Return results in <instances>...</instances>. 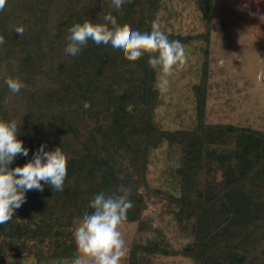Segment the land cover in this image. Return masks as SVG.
Segmentation results:
<instances>
[{
	"label": "trees",
	"instance_id": "trees-1",
	"mask_svg": "<svg viewBox=\"0 0 264 264\" xmlns=\"http://www.w3.org/2000/svg\"><path fill=\"white\" fill-rule=\"evenodd\" d=\"M199 3L209 19L212 0ZM160 6L161 0H131L117 17L110 0H5L0 117L20 123L18 138L29 148L28 156L18 155L10 167L26 163L43 143L64 150L67 175L62 190L45 185L28 191L14 216L0 225V235L31 234L49 257L77 256L73 237L63 238L64 228L93 211L89 201L95 193L111 194L120 185L131 188L132 207L124 221L140 220L152 196L161 193L147 180L150 153L168 142L183 153L175 170L179 194L166 193L178 205L177 220L192 241L179 250L154 241L132 245L128 264H145L147 255L157 253H180L197 264H264V130L205 122L208 58L194 85L196 127L169 130L154 118L159 71L148 59L155 53L128 60L97 49L91 40L76 56L64 51L74 23L103 24L110 18L117 31L150 32ZM166 34L182 44L195 38ZM8 77L23 82L18 93L4 83ZM2 253L0 248V258Z\"/></svg>",
	"mask_w": 264,
	"mask_h": 264
},
{
	"label": "rangeland",
	"instance_id": "rangeland-1",
	"mask_svg": "<svg viewBox=\"0 0 264 264\" xmlns=\"http://www.w3.org/2000/svg\"><path fill=\"white\" fill-rule=\"evenodd\" d=\"M199 1L204 0H161L156 16L160 30L195 38L182 44L186 58L172 67L168 85L159 92L155 122L169 130L196 127L199 120L194 85L200 82L208 58L205 122L264 130V0H212L209 19L202 14ZM164 75L159 71L156 80ZM182 153V148L168 142L152 149L147 180L161 193L152 196L140 220L119 225L126 240L121 264H128L135 244L154 241L165 249L179 250L192 241L177 220L178 205L166 193L179 194L175 170ZM81 221L74 220L64 228V240H72ZM0 248V264H72L74 258L49 257L47 247L31 234L0 235ZM145 264L197 263L180 253H157L147 255Z\"/></svg>",
	"mask_w": 264,
	"mask_h": 264
},
{
	"label": "clouds",
	"instance_id": "clouds-1",
	"mask_svg": "<svg viewBox=\"0 0 264 264\" xmlns=\"http://www.w3.org/2000/svg\"><path fill=\"white\" fill-rule=\"evenodd\" d=\"M4 3L5 0H0V9ZM130 4L131 0H110V7L117 17ZM15 31L22 34L24 29L17 27ZM68 32L64 51L72 56L78 55L89 40L101 51L133 61L145 52L155 53L149 55L148 63L165 74L158 76L153 85L159 91H164L168 85L167 76L172 67L186 58L182 43L170 40L155 21L150 32L138 29L117 31L110 18H105L103 24L92 20L77 22ZM2 42L3 38L0 37ZM4 83L12 93H18L23 87L19 77H8ZM88 111L85 104L84 115ZM20 132V123L15 119L0 117V225L14 216V211L25 202L28 191H42L45 185L53 190H62L67 175L64 150L60 146L46 149L43 143L26 163L10 167L18 155L27 157L29 154L23 139L18 138ZM130 193V187L120 185L111 194L104 191L94 194L89 201L93 211L82 219L80 229L73 234L74 245L80 255L73 258L72 264H121V258L126 254V240L119 225L127 218V210L132 207Z\"/></svg>",
	"mask_w": 264,
	"mask_h": 264
}]
</instances>
